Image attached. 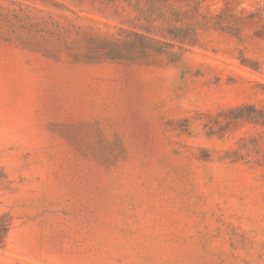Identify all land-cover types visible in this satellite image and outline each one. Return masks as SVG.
I'll use <instances>...</instances> for the list:
<instances>
[{"label": "rangeland", "instance_id": "374dc122", "mask_svg": "<svg viewBox=\"0 0 264 264\" xmlns=\"http://www.w3.org/2000/svg\"><path fill=\"white\" fill-rule=\"evenodd\" d=\"M0 264H264V0H0Z\"/></svg>", "mask_w": 264, "mask_h": 264}]
</instances>
